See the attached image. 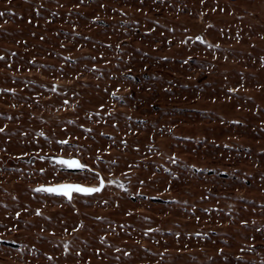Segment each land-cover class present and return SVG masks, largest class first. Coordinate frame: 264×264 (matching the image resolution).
Segmentation results:
<instances>
[{
    "label": "rangeland",
    "instance_id": "1",
    "mask_svg": "<svg viewBox=\"0 0 264 264\" xmlns=\"http://www.w3.org/2000/svg\"><path fill=\"white\" fill-rule=\"evenodd\" d=\"M0 13V264H264V0Z\"/></svg>",
    "mask_w": 264,
    "mask_h": 264
},
{
    "label": "snow or ice",
    "instance_id": "2",
    "mask_svg": "<svg viewBox=\"0 0 264 264\" xmlns=\"http://www.w3.org/2000/svg\"><path fill=\"white\" fill-rule=\"evenodd\" d=\"M0 15H3V13H0ZM196 39H202V38L197 37ZM0 131H2V129H0ZM59 143L66 144L67 141L61 140ZM50 159L53 161L54 164H58L62 169H76L80 171L87 170L89 172L94 171L90 169L88 165L81 163L79 159H76L74 157L73 158L51 157ZM40 171L43 172L44 169L42 168L40 169ZM94 176L98 180V185L96 186H84L75 183H61L52 186L40 185L38 188L35 189V191L59 194L71 200L73 192L90 194V193L98 192L101 189H103L106 183L104 177L101 176L99 173H94ZM108 183H113V181H108Z\"/></svg>",
    "mask_w": 264,
    "mask_h": 264
},
{
    "label": "water",
    "instance_id": "3",
    "mask_svg": "<svg viewBox=\"0 0 264 264\" xmlns=\"http://www.w3.org/2000/svg\"><path fill=\"white\" fill-rule=\"evenodd\" d=\"M76 159H78V158H76ZM81 162V161H80ZM82 163V162H81ZM75 184H81V185H84V184H82V183H75ZM56 185V184H55ZM45 186H52V185H45ZM84 186H87V185H84Z\"/></svg>",
    "mask_w": 264,
    "mask_h": 264
}]
</instances>
